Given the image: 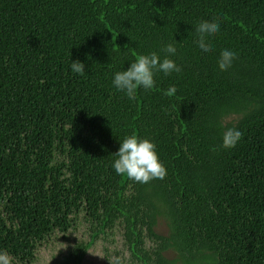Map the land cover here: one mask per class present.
Wrapping results in <instances>:
<instances>
[{
    "label": "trees",
    "instance_id": "trees-1",
    "mask_svg": "<svg viewBox=\"0 0 264 264\" xmlns=\"http://www.w3.org/2000/svg\"><path fill=\"white\" fill-rule=\"evenodd\" d=\"M202 21L220 26L209 52ZM153 52L180 72L129 99L115 74ZM228 128L242 138L224 149ZM133 134L164 179L116 174ZM94 247L99 264H264V0H0V251L91 264Z\"/></svg>",
    "mask_w": 264,
    "mask_h": 264
},
{
    "label": "clouds",
    "instance_id": "clouds-1",
    "mask_svg": "<svg viewBox=\"0 0 264 264\" xmlns=\"http://www.w3.org/2000/svg\"><path fill=\"white\" fill-rule=\"evenodd\" d=\"M220 30L216 21H202L196 28L198 35L197 44L202 52L211 51L208 38L215 35ZM165 51L174 55L176 49L169 44ZM236 54L230 50H223L218 60V67L221 71H227L231 66ZM71 70L74 73L84 75L85 65L79 60L72 62ZM180 68L171 59L165 57L162 61L155 53L150 55H140L136 61L121 72H117L113 79V85L119 91L127 94L129 99L135 98L138 88L150 90L154 86V72L162 71L164 74L180 72ZM176 92L175 86H171L165 95L172 96ZM242 138V132L236 128H228L223 134L222 147L231 149L236 146ZM118 157L113 164L117 175L126 176L138 183L146 184L153 179H164L167 172L159 161L155 151V145L147 139L140 140L135 134L126 137L115 153ZM110 264H122L119 257L109 260ZM0 264H13L12 256L7 251H0Z\"/></svg>",
    "mask_w": 264,
    "mask_h": 264
},
{
    "label": "rangeland",
    "instance_id": "rangeland-1",
    "mask_svg": "<svg viewBox=\"0 0 264 264\" xmlns=\"http://www.w3.org/2000/svg\"><path fill=\"white\" fill-rule=\"evenodd\" d=\"M240 116V114H229L228 116L223 118L224 122L234 121ZM154 230L162 235H166L168 233V228L165 222V219L162 216L157 217L156 224L154 226ZM164 256L167 258H175L176 253L173 250H166L163 252ZM100 254L97 247L92 248L87 254V262L91 264H99ZM175 264H182L180 260H177Z\"/></svg>",
    "mask_w": 264,
    "mask_h": 264
}]
</instances>
